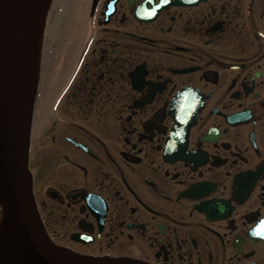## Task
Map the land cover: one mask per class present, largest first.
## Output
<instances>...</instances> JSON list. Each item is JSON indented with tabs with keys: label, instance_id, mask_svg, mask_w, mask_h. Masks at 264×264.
<instances>
[{
	"label": "flooded vegetation",
	"instance_id": "obj_1",
	"mask_svg": "<svg viewBox=\"0 0 264 264\" xmlns=\"http://www.w3.org/2000/svg\"><path fill=\"white\" fill-rule=\"evenodd\" d=\"M37 102L29 169L55 242L264 264V0H90L79 73Z\"/></svg>",
	"mask_w": 264,
	"mask_h": 264
},
{
	"label": "water",
	"instance_id": "obj_2",
	"mask_svg": "<svg viewBox=\"0 0 264 264\" xmlns=\"http://www.w3.org/2000/svg\"><path fill=\"white\" fill-rule=\"evenodd\" d=\"M47 0H0V264H144L90 257L54 245L36 213L27 169L38 78L34 61Z\"/></svg>",
	"mask_w": 264,
	"mask_h": 264
},
{
	"label": "bare ground",
	"instance_id": "obj_3",
	"mask_svg": "<svg viewBox=\"0 0 264 264\" xmlns=\"http://www.w3.org/2000/svg\"><path fill=\"white\" fill-rule=\"evenodd\" d=\"M44 1H46V0H41V2H43V3H44ZM39 29H40V25H39ZM36 35H39V36H37V42L35 43L36 48H37L38 45H39V41H40V34L37 33ZM36 56H37V49H36V53L34 55V61L36 60ZM2 224H3V213H2V210H1V207H0V230L2 228Z\"/></svg>",
	"mask_w": 264,
	"mask_h": 264
},
{
	"label": "rangeland",
	"instance_id": "obj_4",
	"mask_svg": "<svg viewBox=\"0 0 264 264\" xmlns=\"http://www.w3.org/2000/svg\"><path fill=\"white\" fill-rule=\"evenodd\" d=\"M46 78H47V77H45V79H44V81H43V86H42V87H46V86H47Z\"/></svg>",
	"mask_w": 264,
	"mask_h": 264
}]
</instances>
